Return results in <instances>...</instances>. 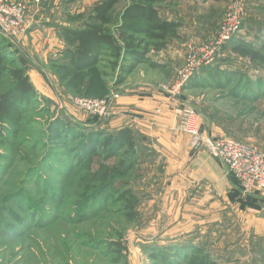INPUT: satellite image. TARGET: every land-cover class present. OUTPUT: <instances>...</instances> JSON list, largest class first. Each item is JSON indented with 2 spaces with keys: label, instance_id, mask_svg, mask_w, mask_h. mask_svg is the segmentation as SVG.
I'll return each instance as SVG.
<instances>
[{
  "label": "rangeland",
  "instance_id": "374dc122",
  "mask_svg": "<svg viewBox=\"0 0 264 264\" xmlns=\"http://www.w3.org/2000/svg\"><path fill=\"white\" fill-rule=\"evenodd\" d=\"M98 1L68 0V7L64 5L66 21L89 13ZM129 2L120 0L114 12L116 20ZM235 2L246 11L237 33L264 46V0H168L159 7L164 15L182 23L181 38L173 39L166 49L149 54L164 65L163 69L140 64L127 77V83L132 84L129 91H134L139 100L151 102L162 94L174 102L171 109H177L176 129L179 133L187 134L180 125V113L190 106L200 114V127L204 131H222L264 148V67L222 50L228 41L217 53L206 56L207 59L213 57L212 60L200 57L193 67L188 65L190 51L203 50L220 39ZM72 22L80 23L79 20ZM21 37L14 40L17 42ZM26 61L39 100L25 115L17 135L9 129L4 140L0 138V264H176L153 258V251L162 249L160 247L167 243L190 238L196 243H205L219 264H264V249L260 250L258 243L264 233L259 235L248 227L253 225L250 215L246 214L245 221L239 219L231 206L225 208L224 203H219L215 194L212 202L206 200L209 196L191 201L189 194L191 197L176 206L161 202L160 197L150 199L148 162L138 165L125 178L142 197L137 205L136 221L125 218L124 204L116 197L114 200L112 196L107 199L97 196L96 186L100 183L85 179L86 162L77 161L76 144L68 143L67 148L52 147L47 140V123L56 116L66 123L69 120L86 125L95 123L96 115L78 106V99L87 96L113 99L109 113L99 116L104 118V127L127 126V121L124 122L119 114L122 106L118 105V99L130 92L116 86L115 73L104 64L92 72L102 84L88 96L84 91L65 89L47 67L37 70L28 59ZM215 61L224 70L244 74L241 77L243 87L250 85L239 90L235 80L232 86H218L209 73L197 74ZM100 72L109 74L105 76ZM186 74L175 94L162 90L164 85L171 89ZM9 82L5 79L1 88ZM234 89H237L238 97L232 93ZM114 94L118 97L114 98ZM251 98L255 100H249ZM129 101L123 110L128 116L143 118L149 114L142 113L145 109L133 102L135 100ZM156 107L149 108L154 115L158 113ZM135 125L129 126L141 132ZM144 140L148 145L147 139ZM151 143L153 145L148 148L152 150L146 152L157 151L154 138ZM117 161V158L106 161L95 158L92 168L97 169L103 163L113 165ZM230 175L228 169L229 179ZM229 181L238 187L239 182ZM239 186L244 197L255 192L245 194ZM116 187L124 189L121 182H117ZM219 211L230 214L219 220ZM115 241L126 247L122 252L125 260L121 262L114 260L118 254V246L113 245ZM260 242L263 247L264 239Z\"/></svg>",
  "mask_w": 264,
  "mask_h": 264
},
{
  "label": "trees",
  "instance_id": "16d2710c",
  "mask_svg": "<svg viewBox=\"0 0 264 264\" xmlns=\"http://www.w3.org/2000/svg\"><path fill=\"white\" fill-rule=\"evenodd\" d=\"M166 1L168 0H130L117 20L114 18V12L120 0L98 1L89 13L79 14L71 19L76 22L79 20L80 23L70 20L69 25L60 27L65 48L58 58L50 60L51 73L65 89L73 92L84 91L85 95L89 96L102 84L92 73L98 70L101 64L115 73V83L118 87L127 83V77L135 72L140 64L163 69L164 65L153 60L149 54L160 52L166 49L173 39L181 38L182 27L180 21L170 19L162 13L159 6ZM222 50H229L253 64L264 67V46L256 40H247L240 33L234 34ZM200 72L209 73L218 86H232L235 80L239 90H245L250 85L244 84L243 87L241 77L244 74L224 70L216 61L201 68L197 74ZM100 73L105 76L109 74ZM7 78L10 80L9 84L1 88ZM196 84L197 82L194 85ZM237 89L232 93L238 97ZM37 100L39 94L31 80L26 58L13 42L7 41L0 34L1 140H4L9 129H12L13 134H18L25 115L29 109L35 107ZM103 120L104 118L96 115V122L86 125L70 120L66 123L60 116L53 117L47 123V140L52 147L61 148H67L68 143L74 142L77 161L86 162L85 179L100 183L96 186L97 196H105V199L112 196L114 200L116 197L124 204L125 218L133 222L138 219L137 205L142 197L125 178L138 168V165L153 161L155 153L146 152L152 149L145 143V134L135 131L129 125L110 129L102 125ZM95 158L105 161L117 158L118 161L113 165L103 163L99 168L93 169ZM230 174V179L238 184V179ZM117 182L122 183L123 190L116 187ZM239 184L238 187L234 186L237 191L231 192L230 198L239 201L242 208H258L264 203L260 191L241 197ZM262 237L258 238L260 250L264 249V246H260V241L264 239ZM113 245L118 246V254L114 260H125L122 252L126 247L119 241H115ZM160 248L162 249L153 251L152 257L165 263L219 264L205 243H196L191 238L173 241ZM172 259L174 260L171 261Z\"/></svg>",
  "mask_w": 264,
  "mask_h": 264
},
{
  "label": "crops",
  "instance_id": "0c3cea01",
  "mask_svg": "<svg viewBox=\"0 0 264 264\" xmlns=\"http://www.w3.org/2000/svg\"><path fill=\"white\" fill-rule=\"evenodd\" d=\"M7 1L11 3L22 1L26 4L27 29L20 40L14 41L13 44L32 63L33 67L37 70L47 67L51 73L50 60L58 58L65 48L60 27L69 25L64 13V5L68 7V0ZM31 78H33L32 75ZM121 88H125V92H127L131 90L132 84L128 82ZM129 92L118 99V105L122 106L119 108L121 109L119 114L124 118V122L127 121L125 125L136 124L135 126L140 127L141 133L146 135L150 146L153 145L151 143L153 138L156 141L154 145L157 150L154 152L155 157L153 161L146 164L150 170L147 174L150 199L160 197L161 202L173 203L176 206L177 203L184 202L188 197H191L189 194L192 195L191 201H199L202 197L209 196L206 200L210 199L211 202L215 194L216 198L220 199L219 203H224L225 208L231 206L234 209L233 213L239 219L245 221L246 214L250 215L253 225L252 227L248 225V227L262 235L264 233V203L262 202L258 208H242L239 201L230 198V193L235 192L237 188L229 181L227 167L218 157L211 155L205 149H193L190 145V136L179 133L176 129L177 116H175V112L177 109H171L174 102L162 94L157 95L156 100L147 102L139 100L138 96L133 94L134 91ZM129 100H135L133 102H137V105H141V108L145 109L142 113L149 114L143 118L128 116L129 114L123 110L127 104H130ZM156 106L158 113L156 112L157 114L154 115L149 108ZM116 122L121 123L119 120ZM207 133L211 135L225 134L222 131L215 132L213 129L212 133L210 131ZM241 197L244 198V196ZM260 197L264 198V192L260 193ZM216 201L218 200L216 199ZM218 213L220 214L217 217L219 220L230 214L226 211ZM243 225L245 226V223Z\"/></svg>",
  "mask_w": 264,
  "mask_h": 264
},
{
  "label": "built area",
  "instance_id": "2783aa9c",
  "mask_svg": "<svg viewBox=\"0 0 264 264\" xmlns=\"http://www.w3.org/2000/svg\"><path fill=\"white\" fill-rule=\"evenodd\" d=\"M245 13V8L239 2L233 3L227 17V25L220 39L217 43L210 44L203 50L190 51L188 65L193 67L197 58H206L209 54L217 53L222 45L239 31ZM26 25V4L24 2L11 3L7 0H0L1 35L14 42L16 38L26 32ZM212 58H206L205 60L209 61ZM186 77L187 74L179 82L172 85L171 89L167 85L162 86V90L175 94L184 83ZM113 96L116 98L118 94ZM112 100L80 97L78 106L93 115L105 116L111 109ZM180 125L190 136V145L193 149H205L211 155L222 160L230 173L238 179L243 193L264 192V148L255 144L245 143L227 134L211 135L207 133L200 127V114L195 108L190 106L181 110Z\"/></svg>",
  "mask_w": 264,
  "mask_h": 264
}]
</instances>
